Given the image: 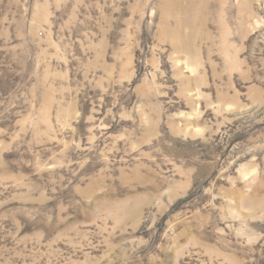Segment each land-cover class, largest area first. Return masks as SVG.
<instances>
[{"label": "rangeland", "instance_id": "374dc122", "mask_svg": "<svg viewBox=\"0 0 264 264\" xmlns=\"http://www.w3.org/2000/svg\"><path fill=\"white\" fill-rule=\"evenodd\" d=\"M0 264H264V0H0Z\"/></svg>", "mask_w": 264, "mask_h": 264}]
</instances>
